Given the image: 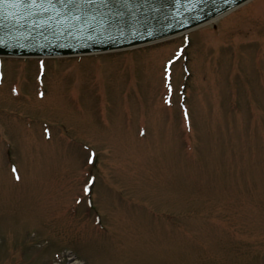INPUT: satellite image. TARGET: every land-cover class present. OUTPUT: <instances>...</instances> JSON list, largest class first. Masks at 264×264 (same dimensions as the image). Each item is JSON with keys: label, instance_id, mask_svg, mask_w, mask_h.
I'll return each mask as SVG.
<instances>
[{"label": "rangeland", "instance_id": "obj_1", "mask_svg": "<svg viewBox=\"0 0 264 264\" xmlns=\"http://www.w3.org/2000/svg\"><path fill=\"white\" fill-rule=\"evenodd\" d=\"M188 35L187 125L183 36L1 59L0 264H264V0Z\"/></svg>", "mask_w": 264, "mask_h": 264}, {"label": "water", "instance_id": "obj_2", "mask_svg": "<svg viewBox=\"0 0 264 264\" xmlns=\"http://www.w3.org/2000/svg\"><path fill=\"white\" fill-rule=\"evenodd\" d=\"M244 1L0 0V53L63 55L130 47L195 27Z\"/></svg>", "mask_w": 264, "mask_h": 264}, {"label": "bare ground", "instance_id": "obj_3", "mask_svg": "<svg viewBox=\"0 0 264 264\" xmlns=\"http://www.w3.org/2000/svg\"><path fill=\"white\" fill-rule=\"evenodd\" d=\"M69 264H74L73 262H72V260H69V262H68Z\"/></svg>", "mask_w": 264, "mask_h": 264}]
</instances>
